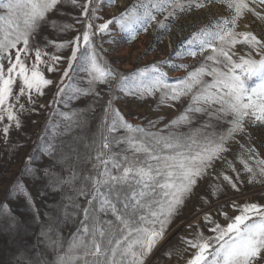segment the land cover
Instances as JSON below:
<instances>
[{
    "label": "snow or ice",
    "instance_id": "1",
    "mask_svg": "<svg viewBox=\"0 0 264 264\" xmlns=\"http://www.w3.org/2000/svg\"><path fill=\"white\" fill-rule=\"evenodd\" d=\"M66 2L82 9L86 30L72 41L58 44L48 41L43 47L39 44L33 47L31 42L40 32L47 14L65 0H0V8L6 10L4 15H0V122L5 119L9 122L0 131L5 137L13 125L17 128L22 126L19 113L26 109L20 103L21 98L27 97L33 106L31 110L35 111L36 100L33 97L42 96L44 89L53 84L41 67L46 66L49 72H55L58 70L55 65L63 57L49 55L45 51L49 45L72 49L68 67L57 86V97L66 94V89L71 87L64 80L69 77L76 62H80L88 73L89 88L72 89L75 93L99 96L93 85L108 84L117 79V87L129 83L127 76L118 77L100 59L93 44L96 32H108L113 20L93 24V20L99 18L96 7L89 15V6L94 0H84L83 4L79 0ZM220 2L231 11L230 17L211 27L201 28L187 41L185 55L195 57L198 52L203 54L210 50L199 67L171 82L167 73L156 65L146 67L137 73L132 82L134 90L130 91L131 95L141 98L159 93L162 105L181 101L182 98L189 99L184 111L166 128L191 125L197 114L205 115L207 119L200 127L190 128L187 134L170 132L164 135L129 123L109 99L103 123L109 133L125 130L126 136L122 141L114 142L126 144L133 157L129 159L111 152L108 137L103 131L100 133L99 147L96 154L90 157L95 161L92 165L94 174L83 177L84 183L77 193L79 196H91V199L87 200L88 207L83 209L85 219L82 227L68 248V253L73 255L58 254L54 264H144L163 238L173 217L192 195L198 181L209 174L217 161H223L224 167L236 178L234 180L221 169L216 179L222 180L232 190L240 191L239 185L244 183L240 179L241 171L227 160L225 154L230 151L229 142L235 141L237 135H248L251 139L249 126L264 127V40L251 31L238 32L236 29L238 21L246 13L264 21V13L257 11L256 7L264 6V0ZM204 6V0H140L114 19L122 32L135 38L136 32H146L151 22H156L159 28L168 27L164 21H157L158 14L165 13V19L176 18L178 13ZM77 22H80L79 19ZM52 24L56 27L55 21ZM70 28L72 25H63L61 30ZM237 44L246 45L250 51L233 59L236 53L232 50ZM31 53H34V61L29 65L26 60ZM253 53L259 58H255ZM46 56L48 60L44 59ZM174 67L183 69L189 66L179 64ZM206 76L211 77V81L205 80ZM18 80L20 86L14 94ZM109 109L113 115L110 123ZM62 115L69 123L76 119L75 113ZM213 120L221 125L220 130H217V124L211 122ZM155 123L149 121V127ZM53 151L50 146L49 154ZM140 155H143V160L139 159ZM237 159L243 166L242 171L248 174L249 183H264V158H260L255 147L241 145ZM35 177L39 178L38 171ZM77 179V174L73 172L67 180L58 179L54 183L62 186ZM224 184L211 185L212 194H224ZM24 195L29 205H34L31 193L25 190ZM230 203L233 209L239 210V214L229 217L227 212L221 211L219 215L229 220L226 225H221L211 213H205L203 222L211 225L208 231L212 235L206 236L203 230H198L194 239L185 240L189 247L196 249L187 264H264V205ZM220 207L223 208V205ZM33 212L34 218L40 215L34 207ZM105 212H111L119 222L115 231L111 230L112 221L107 222L108 228L101 226L97 213ZM12 221L9 230L15 231L22 221L15 216H12ZM51 233L49 228L41 235L50 236ZM50 242L54 249L58 246L56 240Z\"/></svg>",
    "mask_w": 264,
    "mask_h": 264
},
{
    "label": "rangeland",
    "instance_id": "2",
    "mask_svg": "<svg viewBox=\"0 0 264 264\" xmlns=\"http://www.w3.org/2000/svg\"><path fill=\"white\" fill-rule=\"evenodd\" d=\"M79 2L83 4L84 0ZM138 2L140 0H94L93 5L89 6L90 16L91 9L97 8L96 16L99 18L93 20L94 25L113 20L108 32H96L93 44L100 59L112 68L118 77H128L127 86L117 87V79L108 84L93 85L99 96L75 93L72 89L89 88L88 73L80 62H76L69 77L64 80V83L71 87L66 89V94L57 97V86L68 67L72 49H58L49 45L45 48L49 55L63 57L55 65L58 69L55 72H49L46 66L41 67L46 78L52 80L53 84L44 89L42 96L33 97L36 100L35 111L31 110L33 106L27 97L21 98L20 103L26 111L19 113L22 123L20 128L13 125L7 137L0 131V264H54L58 254L73 255L68 253V248L78 229L82 227L85 219L83 209L88 207L87 200L91 199V196H79L77 193L84 183L83 177L94 174L92 165L95 161L90 157L96 154L99 147L100 133L103 131L108 137L111 152L121 157L128 156L129 159L133 157V152L126 144L114 142L122 141L126 136L125 130L109 133L107 125L103 123L109 99L112 106L118 109L129 123L164 135L170 132L187 134L190 128L200 127L207 119L205 115L197 114L191 125L166 128V125L184 111L189 99L182 98L181 101L162 105L159 102V93L141 98L131 95L130 91L134 90L132 82L137 73L146 67L156 65L167 73L170 82L199 67L210 54V50L203 54L198 52L195 57L185 55L187 41L201 28L211 27L230 17L231 11L220 0H204L203 8L193 7L191 11L178 13L176 18L165 19V13L158 14L157 21H164L167 28H159L156 22H151L146 32L138 30L133 38L131 34L120 30L114 18L120 17ZM256 7L257 11L264 13V6ZM5 12V9L0 8V15ZM81 12L80 7L73 6L66 0L58 5L47 14L40 32L31 42L33 47L37 44L43 47L48 41L58 44L74 40L86 30L85 18L81 16ZM78 19L80 22H77ZM53 21L56 22V27H53ZM63 25H72V28L62 31ZM236 30L251 31L264 40V21L252 13H246L238 21ZM232 51L236 53L233 59H238V56L246 55L250 49L246 45L237 44ZM253 55L259 58L255 53ZM44 59L48 60V57ZM32 61L34 53L29 55L26 63L30 65ZM179 64L189 67H174ZM211 79L205 77L207 81ZM19 86L18 80L14 86V94L18 92ZM73 113L76 114V119L71 123L62 115ZM112 119L113 115L109 109L108 122ZM149 121L156 123L149 127ZM211 122L217 124L214 120ZM8 123L7 119L0 122V129ZM220 128L221 125L217 124V130ZM248 131L251 139L248 135H237L235 141L229 142L230 151L225 154L227 160L232 161L236 169L241 171L240 179L244 183L239 185L240 191L232 190L222 180L216 179L221 169L233 176L234 180L236 178L234 173L224 167L223 161H217L209 174L198 181L192 195L173 217L163 238L145 259L144 264H187L196 249L189 247L185 240L194 239L198 230H203L206 236L212 235L208 231L211 225L203 222L205 213H211L221 225H226L229 220L219 215L221 211L227 212L229 217L239 214L238 209H233L231 201L237 204L247 202L264 205V183H249L248 174L242 171L243 166L237 159L241 153V145L255 147L260 158H264V127L249 126ZM50 146L54 149L53 154H49ZM139 159L143 160V155H140ZM37 171L39 178L35 177ZM45 171L48 173L47 177ZM73 172L78 176L74 183L62 186L54 183L58 179L67 180ZM113 172L115 173V170ZM216 183L224 184V194H212L211 185ZM25 190L31 193L34 205H29L24 195ZM117 206L120 207L119 204ZM33 207L40 213L35 218ZM12 216L22 221L15 231L9 230V225L13 222ZM97 217L104 228L109 227L108 221H112V231L118 226L119 222L111 212L97 213ZM49 228L52 229L51 235L42 236L41 233L47 232ZM51 240L58 242L55 249Z\"/></svg>",
    "mask_w": 264,
    "mask_h": 264
}]
</instances>
